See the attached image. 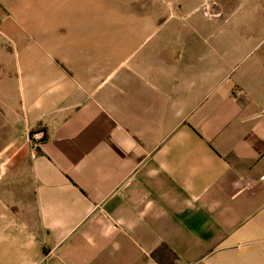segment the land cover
<instances>
[{
  "label": "crops",
  "instance_id": "0c3cea01",
  "mask_svg": "<svg viewBox=\"0 0 264 264\" xmlns=\"http://www.w3.org/2000/svg\"><path fill=\"white\" fill-rule=\"evenodd\" d=\"M0 80V264H264V0H0Z\"/></svg>",
  "mask_w": 264,
  "mask_h": 264
},
{
  "label": "rangeland",
  "instance_id": "374dc122",
  "mask_svg": "<svg viewBox=\"0 0 264 264\" xmlns=\"http://www.w3.org/2000/svg\"><path fill=\"white\" fill-rule=\"evenodd\" d=\"M3 84L4 81L0 80V181L2 184L5 183L6 171L10 169V166L19 167L16 172L18 177L15 178V181L20 182V161L25 152L24 149H21L24 140L19 120L21 112L18 104L13 102L15 98L18 99L19 93L17 94L14 88H8ZM35 133L39 134L38 132L32 134ZM31 147L36 148L34 145ZM9 176L11 177V175ZM5 181L10 182L12 178L10 180L5 179ZM8 186L10 187V184ZM1 190L2 195L5 196L4 186L1 187Z\"/></svg>",
  "mask_w": 264,
  "mask_h": 264
},
{
  "label": "built area",
  "instance_id": "2783aa9c",
  "mask_svg": "<svg viewBox=\"0 0 264 264\" xmlns=\"http://www.w3.org/2000/svg\"><path fill=\"white\" fill-rule=\"evenodd\" d=\"M39 141H40V135L37 133L31 134V136L29 137V142L31 145H34V147H36Z\"/></svg>",
  "mask_w": 264,
  "mask_h": 264
},
{
  "label": "trees",
  "instance_id": "16d2710c",
  "mask_svg": "<svg viewBox=\"0 0 264 264\" xmlns=\"http://www.w3.org/2000/svg\"><path fill=\"white\" fill-rule=\"evenodd\" d=\"M30 136H31V134L29 133V134H28V137H30Z\"/></svg>",
  "mask_w": 264,
  "mask_h": 264
}]
</instances>
